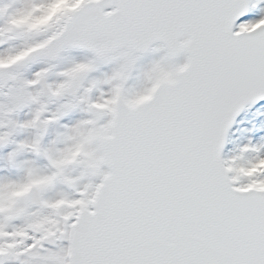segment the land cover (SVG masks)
<instances>
[{
	"label": "snow or ice",
	"instance_id": "obj_1",
	"mask_svg": "<svg viewBox=\"0 0 264 264\" xmlns=\"http://www.w3.org/2000/svg\"><path fill=\"white\" fill-rule=\"evenodd\" d=\"M0 264H264V0H0Z\"/></svg>",
	"mask_w": 264,
	"mask_h": 264
}]
</instances>
